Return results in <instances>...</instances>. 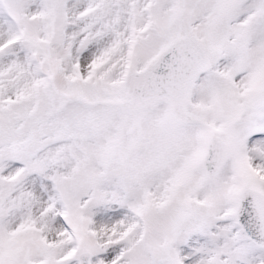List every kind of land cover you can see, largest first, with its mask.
Returning a JSON list of instances; mask_svg holds the SVG:
<instances>
[{
  "label": "snow or ice",
  "instance_id": "1",
  "mask_svg": "<svg viewBox=\"0 0 264 264\" xmlns=\"http://www.w3.org/2000/svg\"><path fill=\"white\" fill-rule=\"evenodd\" d=\"M0 264H264V0H0Z\"/></svg>",
  "mask_w": 264,
  "mask_h": 264
}]
</instances>
